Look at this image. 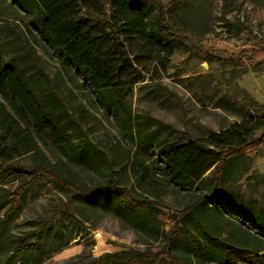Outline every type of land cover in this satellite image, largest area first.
<instances>
[{
	"label": "rangeland",
	"instance_id": "374dc122",
	"mask_svg": "<svg viewBox=\"0 0 264 264\" xmlns=\"http://www.w3.org/2000/svg\"><path fill=\"white\" fill-rule=\"evenodd\" d=\"M156 1L160 4L158 18L175 37L173 55L165 67L155 50L148 57L131 52L127 56L134 70L127 69L121 77L130 71L135 76L125 98L133 118L161 121L166 128L157 137L172 144L203 141L249 118L262 120L264 0ZM8 2L0 0L3 56L7 61L18 59L31 50L30 59L41 74L43 89L55 94L76 124L75 134L68 131L71 146L88 141L100 154V162L92 167L74 164L69 149L62 150L49 137L38 141V154L23 155L0 167V230L13 204V192L37 176L43 166L63 176L72 173L84 191L116 183L147 199L159 212L154 228L160 235L155 239L110 210L77 202L71 193L40 178L30 185L2 231L0 264L22 243L41 249L26 258L27 264H87L106 254L132 258L145 255L152 246L184 257L188 255L184 249L187 235L200 238L196 223L223 245L248 251L264 249L263 232L232 207L211 200L213 169L191 188L168 182L156 148L138 149L123 116L105 108L76 69L60 62L28 21L18 19ZM75 2L79 15L92 20L95 35L108 36V50L129 51L108 0ZM252 46H258L259 51ZM77 135L82 139H76ZM141 166L148 169L154 188L150 191L139 186L134 177ZM228 187L254 203L264 217V141L235 161ZM197 203L201 204L185 215V210ZM170 233L175 238L167 244L165 238ZM21 258L18 254L14 261ZM158 264L172 262L164 256Z\"/></svg>",
	"mask_w": 264,
	"mask_h": 264
},
{
	"label": "trees",
	"instance_id": "16d2710c",
	"mask_svg": "<svg viewBox=\"0 0 264 264\" xmlns=\"http://www.w3.org/2000/svg\"><path fill=\"white\" fill-rule=\"evenodd\" d=\"M108 2L117 17L119 32L129 51L115 53L108 50V36L95 35L92 20L79 15L75 0H10L8 5L16 12L18 19L23 17L28 21L60 62L76 69L105 108L123 116L128 134L138 149L147 151L151 146L156 148L159 159L164 163L161 166L162 174L168 182L191 188L204 181L205 175L213 169L209 182L211 200L215 204L222 202L232 207L264 233V217L255 204L247 202L228 187L235 161L264 141V130L261 135H256L264 129V117L260 121L249 118L235 123L203 141L172 144L160 140L157 134L166 128L161 121L133 118L127 110V87L135 81V76L131 71L125 77L121 76L127 69L134 70L127 57L130 52L148 57L155 50L159 54V63L165 67L173 55L175 37L158 18L160 4L156 0ZM2 44L0 34V167H6L23 155L38 154V141H44L45 137H49L62 150L69 149L68 155L74 164L92 167L99 163L100 154L88 141H81L76 148L71 146L69 141L72 135L68 131H77L76 124L68 118L55 94L43 89L41 74L34 70L30 59L31 50L28 49L23 57L7 61L1 52ZM258 48L253 47L256 51H259ZM76 139L81 140L82 136L77 135ZM39 168L37 176L25 180L13 192V204L2 224L0 240L7 222L19 209L25 192L40 178L71 193L77 202L110 210L135 229L158 239L159 230L155 231L154 225L159 212L147 199L138 198L136 193L116 183L84 191L78 187L72 173L63 176L49 168ZM148 173V169L141 166L134 172V177L139 186L150 191L154 188ZM200 201L203 202V198ZM200 204L187 208L185 215ZM196 229L200 238L193 234L187 235L184 249L188 255L184 257L165 252L163 247L152 246L145 255L123 258L106 254L87 264H158L164 256L172 264H264V249L248 251L223 245L203 232L197 223ZM174 238L175 235L170 233L165 241L170 244ZM40 250L35 245L22 243L3 264H27L26 258L39 254ZM18 254H22V258L17 263L14 257Z\"/></svg>",
	"mask_w": 264,
	"mask_h": 264
}]
</instances>
